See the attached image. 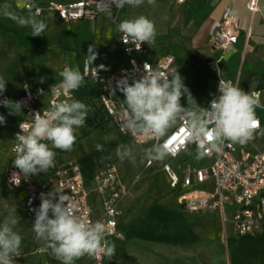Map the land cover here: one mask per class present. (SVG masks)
I'll list each match as a JSON object with an SVG mask.
<instances>
[{"label":"clouds","instance_id":"9594fccd","mask_svg":"<svg viewBox=\"0 0 264 264\" xmlns=\"http://www.w3.org/2000/svg\"><path fill=\"white\" fill-rule=\"evenodd\" d=\"M118 8L124 5L139 7L145 0H113ZM156 0H147L154 5ZM3 14L14 19L22 27H30L31 35L39 37L45 32L47 25L43 20L29 15L16 16L5 7ZM117 30L123 33L125 44H135L139 51L141 44L154 42L156 36L155 22L145 15L126 18L119 22ZM98 58L95 47L90 45L85 55L86 69H91L94 79H99L98 69L93 68V62ZM99 69L107 70L104 65ZM87 74V73H85ZM85 74L80 69L65 68L58 75L62 78L58 86H52L53 95L59 97L62 93L78 90ZM6 82L0 77V94L6 90ZM117 89L123 94L121 130L133 135H143L156 140L168 136L170 130L182 122L183 131L189 142L197 145V158L208 155L211 151L220 152L225 142L231 144H246L260 129V121L256 108L261 106L259 95L255 92H245L239 86L220 80L219 95L214 97L208 108L197 104L190 90L185 86L183 78L177 70L170 73L148 70L144 66V74L133 78L128 77L116 81V87L110 95L115 96ZM187 97V106L181 103L182 97ZM0 103L8 106L10 101ZM20 108L19 103L15 104ZM90 109L82 101L72 99L54 103L50 110L41 115L35 114V119L27 131L22 123L21 132L17 133L13 148L14 167L25 179L47 173L54 166L56 152L71 150L76 141V130L86 123ZM5 117L0 115V124L5 123ZM264 135V130L261 131ZM51 143V147L49 143ZM102 151L103 146L96 145ZM116 156L121 161L129 160L135 164L132 147L119 144ZM145 157L160 160L169 154L167 143H154L145 149ZM19 185V181H13ZM41 203L34 209L35 221L32 231L35 239L44 241L51 254L61 264H75L81 257H97L100 253L111 258L115 255V243L108 239V230L102 221H92L79 214L70 195L54 189L41 193ZM20 218L13 209L0 222V264H14V258L21 254L23 237L15 230Z\"/></svg>","mask_w":264,"mask_h":264},{"label":"built area","instance_id":"2783aa9c","mask_svg":"<svg viewBox=\"0 0 264 264\" xmlns=\"http://www.w3.org/2000/svg\"><path fill=\"white\" fill-rule=\"evenodd\" d=\"M186 1L177 0L179 3ZM25 7L28 10H33L35 14L53 12L63 21L76 22L100 17L116 18L124 11L126 5L118 8L113 0H47L39 4L27 3ZM249 7L252 12H255L257 0H251ZM122 36L123 33H121V38ZM239 40L236 18L228 8L218 23V29L211 35L212 47L220 52L212 64L213 72L217 78L214 97L219 95L220 80L238 86L237 82L224 76L221 64L227 53L235 49ZM121 44L126 61L117 69L108 72L102 71L93 62L92 67L98 69L99 79L93 78L91 69H86L85 64L82 72V74L87 73L82 85L90 82L99 91L100 102L117 133L139 145L152 146L157 142L167 143L169 152L167 156L180 161L177 169H174L169 163H165L163 169L171 179L172 189L177 190L180 185L186 189L180 195V200L185 209L193 212H217L224 226L231 221L236 237L262 232L264 228V142L261 146L257 143L258 134L263 129L261 118L257 116L260 121V129L246 144L225 142L220 152L213 150L199 159L197 158V145L187 140L182 122L170 130L167 137L159 141L151 137L133 135L122 131V100L110 95L111 89L116 87V81L126 76L131 83L133 78H138L144 74L145 65L148 70L162 73H170L173 70L178 71V69L177 57L174 53L157 54L158 40L156 38L150 45L147 42L142 43L139 51L136 50L135 44H125L122 39ZM50 91L51 88L47 91L48 106L42 109L37 104L44 90L34 91L27 84H24L23 93L15 103H19L20 109L25 112V118L16 125L14 146L16 144L15 137L17 133L21 132L20 125L22 123L25 126V131H27L30 129L36 113L39 112L43 115L45 111L50 110L54 103L70 102L72 99L78 100L76 91L62 93L59 97ZM255 93L260 98L261 91ZM213 98L207 102L206 108L210 106ZM4 100L11 101L7 96H4ZM249 144L253 146L254 152L248 150ZM188 152H192V155L183 159L182 157ZM14 158L15 153L13 152L12 160L6 168L5 181L11 190H25L24 207L32 224L35 221L34 209H38L41 203V193L47 194L56 189L72 197L80 215L92 221L104 222L108 236L124 239V233L119 228V219L123 214L122 203L132 193L139 177L128 181L116 164L108 163L97 170L91 187H88L81 165L75 158L66 162L56 160L53 170L25 179L23 174H20V177H13V173H19V169L14 167ZM153 165V160L148 159L147 168ZM39 178L43 182H40ZM17 180L20 182L19 185L13 183ZM37 250L51 254V250L46 247L44 241H39ZM105 259L106 255L103 253L95 258L90 257L92 264H104ZM14 264L20 263L14 260Z\"/></svg>","mask_w":264,"mask_h":264},{"label":"crops","instance_id":"0c3cea01","mask_svg":"<svg viewBox=\"0 0 264 264\" xmlns=\"http://www.w3.org/2000/svg\"><path fill=\"white\" fill-rule=\"evenodd\" d=\"M45 1L47 0H0V77L7 81L6 90L0 94V101H3L4 96L11 100L8 106L0 103V115L6 121L5 125L0 124V165L2 181L9 191L16 194L7 199L5 204L9 208L15 205L17 215H21L31 227L33 224L24 207L25 190H11L5 181L6 168L13 157L15 128L25 118V112L16 107L15 101L23 93L24 84H27L34 91L44 90L37 105L39 108H46L48 89L62 80L58 73L66 67H78L82 74L85 55L90 45L98 53L94 63L98 67L104 65L107 69H101L102 71L117 69L126 61V56L121 44V32L117 30L119 23L116 25L115 20H123L125 13L128 12L129 18L145 15L155 22L157 54L172 52L176 55L177 69L185 86L197 104L206 108L207 102L216 93L217 78L212 64L220 54L211 45V35L218 29V23L229 8L236 18L240 40L235 49L230 51L231 55L228 57V52L222 62L223 74L237 82L245 92L261 91L260 108L264 110V0H257L255 12L249 7L251 0H187L184 3L177 0H156L154 5H149L145 0L139 7L126 5L116 18L100 17L76 22L63 21L53 12L35 14L33 10L25 7L27 3L39 4ZM5 7L16 16L32 15L43 20L47 25L43 35L32 36L30 27H22L3 14ZM235 54L234 61H240L243 68H248L245 78L241 72L231 76L226 70L235 65L231 60ZM181 103L187 106L186 96L182 97ZM256 115L261 118L264 130L260 113ZM191 153L188 152L182 158L189 157ZM79 157L81 155L75 158ZM182 209L185 210L183 206ZM122 227L121 216L120 230ZM15 230L22 231V227L15 226Z\"/></svg>","mask_w":264,"mask_h":264},{"label":"rangeland","instance_id":"374dc122","mask_svg":"<svg viewBox=\"0 0 264 264\" xmlns=\"http://www.w3.org/2000/svg\"><path fill=\"white\" fill-rule=\"evenodd\" d=\"M126 18H129L128 12L124 14L123 19ZM115 23L117 25L119 22L115 20ZM235 58L236 54L231 59L235 65L226 70L231 76L241 72L245 78L248 68H243L240 61H234ZM94 103L95 107L92 103H85L90 111L85 125L76 130V138H80L79 141L57 161L75 159L84 153L97 150L96 145L100 144L103 146L102 151L98 150L97 160L100 168L108 163H114L126 180L131 181L139 177L137 187L122 207L124 227L121 231L125 239L108 236L116 248L115 255L111 258L106 256L104 264H230V250L226 241L236 237L231 221L224 226L217 212L206 214L182 209L180 195L186 189L181 185L177 190L172 189L171 179L163 169L165 163L177 169L178 162L165 156L163 159L153 160L154 165L147 168L148 158L144 153L151 145H139L128 139L123 144L132 147L135 164L129 160L118 159L115 153L119 144L111 146L110 143L116 140L119 134L111 122L101 123L95 112L100 103L99 101ZM256 113H260L264 121V110L257 107ZM85 132L88 135L82 137ZM263 142L264 135L259 133L257 143L261 146ZM49 146L51 147V143ZM247 147L249 151L254 152L252 145L249 144ZM1 171L0 165V222L13 209H17L15 205L9 208L5 204L7 199L13 198L16 194L6 188ZM18 217L20 222L16 226H21L22 231L17 232L23 239L21 254L14 260L20 264H61L52 254L40 253L37 250L39 241L34 238L32 227L21 215ZM137 220L139 222L135 223ZM75 264L92 263L90 257H85L78 259Z\"/></svg>","mask_w":264,"mask_h":264},{"label":"trees","instance_id":"16d2710c","mask_svg":"<svg viewBox=\"0 0 264 264\" xmlns=\"http://www.w3.org/2000/svg\"><path fill=\"white\" fill-rule=\"evenodd\" d=\"M99 91L90 83L87 82L76 90V96L79 101L83 103H92L95 107L94 101H99V108L95 109L96 115L101 121V123H109L110 118L107 112L104 110L100 99ZM115 96L123 100V94L117 89ZM88 133L85 132L82 137L87 136ZM80 138H76L74 145L79 141ZM128 138L123 136H118V138L110 143L111 146H117L118 144L124 143ZM56 152L55 159L61 158V156L67 151L60 149H53ZM99 151L93 150L88 153H84L78 158L81 165L82 172L86 181V185L91 187L95 173L100 168L98 164ZM55 166V163H54ZM54 166L49 170H53ZM137 220L135 223H138ZM228 246L230 250V264H264V228L263 231L256 234H247L239 237H231L228 241Z\"/></svg>","mask_w":264,"mask_h":264},{"label":"water","instance_id":"95a60500","mask_svg":"<svg viewBox=\"0 0 264 264\" xmlns=\"http://www.w3.org/2000/svg\"><path fill=\"white\" fill-rule=\"evenodd\" d=\"M231 55V52H229V54H228V57ZM183 208H185V206H183Z\"/></svg>","mask_w":264,"mask_h":264}]
</instances>
